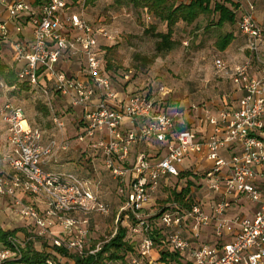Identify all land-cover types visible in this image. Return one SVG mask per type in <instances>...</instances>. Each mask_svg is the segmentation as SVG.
Wrapping results in <instances>:
<instances>
[{"label": "built area", "instance_id": "2783aa9c", "mask_svg": "<svg viewBox=\"0 0 264 264\" xmlns=\"http://www.w3.org/2000/svg\"><path fill=\"white\" fill-rule=\"evenodd\" d=\"M85 1L0 0V37L11 45L13 61L21 64L19 79L39 90L48 105H52L50 97L58 94L82 110L73 141L63 132L65 123L56 111L53 121L62 134L45 141L21 105L9 101L0 106L7 128L0 163L8 165L0 170V196L9 198L12 210L54 246L78 256L97 252L101 245L86 250L89 216L109 215L110 204L97 194L89 177L45 168L74 142L88 159L95 154L101 157L118 182L124 201L120 212L132 218L123 226L130 237H137V253L128 255L127 264H170L160 259L166 247L178 252L185 264H264V20L254 15V2L244 0L237 21L247 55L234 63L221 57L214 61L240 92L238 103L215 112L204 110V120L212 126V134L204 138L195 129H179L177 114L157 108L150 93L120 97L98 40V35L113 39L112 34L105 28L94 30L81 15L69 13ZM20 24L31 25V37L23 35ZM66 54L82 56L81 74L69 75L58 67ZM6 87L0 81V88ZM158 90L169 92L164 86ZM141 143L153 147V153L135 152ZM231 148L236 151L225 156ZM191 155L210 163L204 178L211 197L200 189L193 192L194 201L187 207L172 202L152 215L145 213L161 182L177 177ZM22 195L40 199L44 207ZM241 198L250 208L240 207ZM26 245L27 241L14 238L11 246L0 249V264L18 261ZM34 264H56V260L51 256Z\"/></svg>", "mask_w": 264, "mask_h": 264}, {"label": "rangeland", "instance_id": "374dc122", "mask_svg": "<svg viewBox=\"0 0 264 264\" xmlns=\"http://www.w3.org/2000/svg\"><path fill=\"white\" fill-rule=\"evenodd\" d=\"M225 1L231 7H237L239 18L245 9L244 0ZM255 1L256 13L264 12V0ZM69 13L81 15L94 30L105 28L112 34L113 39L107 40L98 35V40L105 60L106 71L112 79L114 89L121 98L134 92L150 93L151 96H155L156 107L160 110L165 109L174 115L177 113L178 120L189 118L190 122L187 120L186 128L197 125L199 119L204 120L205 109L215 112L237 103L240 93L235 89L230 76L226 72L220 71L214 64L215 59L219 57L234 63L241 61L247 55L237 23L227 22L220 26L216 23V14L201 16L193 24L178 23L173 36L176 40L175 47L171 50L158 52L157 41L159 38L156 33L167 30L166 22L160 21L146 9L135 8L129 0H86L83 3L75 4ZM23 20L25 21V19ZM65 20L67 22V17ZM19 26L23 35L28 37L32 29L31 25L20 24ZM67 30L74 33L70 27ZM227 32H233L236 38L226 50H220L216 41L219 36ZM16 34L17 31L13 33V36ZM110 46L113 49L111 52H107L105 48ZM0 53L3 60L6 63L15 64L16 69L21 65L13 61V50L8 42H0ZM84 65L85 61L82 56L71 58L66 54L58 67L69 75H73L82 70ZM107 66L111 68H107ZM0 81L3 80L0 78ZM161 86L167 88L169 92L159 93L158 88ZM50 100L52 105H48V99L37 89L20 91L13 90L8 86L0 88V106L9 101L15 105H21L26 110L31 124L42 130L45 141L58 138L62 134L53 121L54 111L65 123L63 132L73 141L82 116L81 108L73 106L68 98L58 94H53ZM194 106L198 108L196 111ZM42 107L44 108L42 109ZM5 127L6 124L0 118V157L6 151ZM72 143L73 145L67 151L61 152V159L58 158L59 160L55 161V158L51 164L49 162L46 165V168L60 174L77 173L83 177H89L94 182L97 194L110 204L109 215L92 214L89 216L90 233L86 243V250L89 251L109 240L116 233L120 224L123 226V224L131 223L132 218H127L124 212H120L124 201L118 193V182L105 167L101 157L100 161L96 160L94 163L93 158L99 156L95 154L88 159V154L84 153L76 143ZM151 143L155 145V142ZM146 148L149 149L144 145L141 147L143 150H147ZM149 152H153V149L147 151V153ZM194 178L192 179L193 190L203 189V192L211 197L212 193H208L202 174L200 173ZM176 180V178L169 180L171 183L161 182L158 190L147 204L145 213L152 215L157 209L172 203V201L165 202L164 199L169 196L168 184L174 185ZM183 182L184 180L180 181L179 187L183 186ZM240 202V207L245 210L250 208V203L246 199L241 198ZM32 203L35 204V202ZM13 214L17 220L9 229L17 228L19 230L17 238L27 241V244L31 240L30 242L35 248L46 250L54 257L56 253L53 251L52 240L39 235L38 228L28 219ZM58 227L56 226L55 229ZM129 235L131 236L128 232L126 239L128 238L136 245L137 237ZM59 256L56 255V260L74 264L72 256ZM109 264H127V259L125 263L119 260Z\"/></svg>", "mask_w": 264, "mask_h": 264}, {"label": "trees", "instance_id": "16d2710c", "mask_svg": "<svg viewBox=\"0 0 264 264\" xmlns=\"http://www.w3.org/2000/svg\"><path fill=\"white\" fill-rule=\"evenodd\" d=\"M132 6L135 8L146 9L149 13L154 15L160 21L166 22L167 30L165 32H158L156 36L159 38L157 41V51L163 52L171 50L176 45V40L173 38L175 34V28L178 23L193 24L201 16L217 15V24L222 26L227 22L237 23L238 14L237 7L233 8L227 5L225 0H129ZM236 36L233 32H227L216 41V45L220 50H226L230 46ZM0 42L4 43L3 38L0 37ZM106 51H112L113 47H106ZM109 52V53H110ZM15 64L6 63L0 53V78L5 82L8 87L13 90H29L34 89L27 81L21 80L18 77V71L14 66ZM107 68H111L107 66ZM44 107H42L43 109ZM46 109V108H45ZM48 111V110H47ZM179 129H184L182 124L178 123ZM198 174L191 170L181 171L176 177L174 185L168 184L169 196L164 199L165 202L172 201L185 207L189 206L194 201V194L192 193V182L194 176ZM181 180H184L183 186L179 187ZM163 200V201H164ZM164 202V203H165ZM165 207V206H164ZM163 207V208H164ZM17 228L5 229L0 226V249L6 248L12 245L13 239L17 238ZM127 228L119 225L116 233L106 242L101 245V248L94 254L87 253L84 256H78L70 252L64 247L53 246V251L56 255L72 256L74 258V264H109L111 262L123 261L125 263L129 254L137 253L135 244L126 239ZM159 238H156L158 240ZM23 250V256L18 261H6L10 264H23L29 263H41L48 257H51V253L46 250H40L33 246L30 242ZM160 259L167 260L172 264L177 262L178 264H185L178 252L166 247L162 250ZM56 264H70L68 262H61L56 260Z\"/></svg>", "mask_w": 264, "mask_h": 264}, {"label": "crops", "instance_id": "0c3cea01", "mask_svg": "<svg viewBox=\"0 0 264 264\" xmlns=\"http://www.w3.org/2000/svg\"><path fill=\"white\" fill-rule=\"evenodd\" d=\"M255 4V11H254V15L259 19V20H264V12L262 13H256V1L255 0H252ZM72 29V28H70ZM73 30V29H72ZM71 32V31H70ZM242 36V40L244 42V45L246 43L245 41V38L244 36L241 34ZM29 37H31V30H30V34H29ZM76 74H81V70L80 71H77L74 75ZM239 92V91H238ZM240 93V92H239ZM237 103H238V100H237ZM236 103V104H237ZM235 104V105H236ZM198 108L196 107V109L194 108V110L196 111ZM177 114V113H176ZM178 115V114H177ZM190 122V119L185 117L184 118H180L179 120L177 119L178 123L179 124H182L184 126V128H186L185 126L188 124H186L188 121ZM197 125H191L190 127H192V129H195L199 135V137H208L209 135L212 134V126L210 124H207V122H205L204 120L202 119H199L197 121ZM5 123V122H4ZM130 125L127 123L126 125V128H129ZM6 134H7V128L5 127V131H4V142H5V139H6ZM73 145V144H72ZM77 145V144H76ZM145 146V147H149L146 143H141L140 145H138L136 148H135V152L139 151V150H143L141 149L142 146ZM79 146V145H77ZM153 147H149L146 148L147 150H150L152 149ZM231 151H236L235 148H231V150L228 152V153H225L224 155L225 156H229L231 154ZM153 153V152H151ZM62 153H60L59 155H57L55 158V161L59 160L58 158L61 159V156ZM100 161V157H97V158H93V161L94 163H96L95 161ZM52 162H50L49 164H51ZM210 166V163L209 161L206 159V158H201L200 156H197V155H191L189 157H187L183 164L181 165V171H187V170H191L192 172H195L197 173L198 175L201 173L202 176H203V180L205 181V178H204V175H205V172L207 170V168ZM46 168V166H45ZM8 169V165L5 164V163H0V170L2 171H5ZM47 170H50L48 168H46ZM52 171V170H51ZM176 177H173V176H169L166 181L164 180L165 183H171V181L169 180H172V179H175ZM194 178V177H192ZM195 179V178H194ZM194 187L192 186V193L195 192L196 190H193ZM195 194V193H193ZM208 196V195H207ZM22 197H24V199L27 201H32V202H35V204L40 207V208H43L44 207V204L43 202L36 198V197H33V196H29V195H22ZM10 202L11 200L7 197H3V196H0V226H2L3 228L5 229H9L13 226L11 225H14V223L16 222V218L14 216L13 213H15L13 210H12V207L10 205ZM16 214V213H15ZM57 231L59 230V227L58 229H56Z\"/></svg>", "mask_w": 264, "mask_h": 264}]
</instances>
